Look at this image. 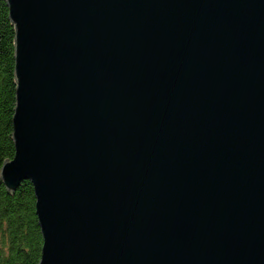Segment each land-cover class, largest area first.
Instances as JSON below:
<instances>
[{"label":"water","instance_id":"95a60500","mask_svg":"<svg viewBox=\"0 0 264 264\" xmlns=\"http://www.w3.org/2000/svg\"><path fill=\"white\" fill-rule=\"evenodd\" d=\"M6 4L38 264H264V0Z\"/></svg>","mask_w":264,"mask_h":264},{"label":"trees","instance_id":"16d2710c","mask_svg":"<svg viewBox=\"0 0 264 264\" xmlns=\"http://www.w3.org/2000/svg\"><path fill=\"white\" fill-rule=\"evenodd\" d=\"M14 34L6 0H0V167L14 156ZM41 247L31 183L22 181L10 193L0 182V264H38Z\"/></svg>","mask_w":264,"mask_h":264}]
</instances>
